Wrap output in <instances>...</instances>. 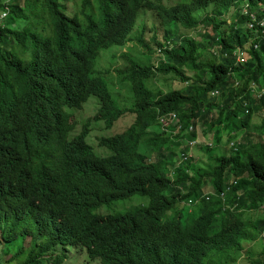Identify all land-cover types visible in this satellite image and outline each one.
I'll return each instance as SVG.
<instances>
[{"label": "clouds", "instance_id": "obj_1", "mask_svg": "<svg viewBox=\"0 0 264 264\" xmlns=\"http://www.w3.org/2000/svg\"><path fill=\"white\" fill-rule=\"evenodd\" d=\"M152 1L159 9V5L169 6L174 0ZM116 2L52 0L51 5L38 2L36 7L32 1L28 5L18 2L21 13L11 26L17 33L10 41L4 38L2 29L3 20L11 12L12 0H3L0 7L2 63L5 67L10 63L2 56L3 50H7L20 63L27 65L23 69L28 81L48 107L45 129L59 145L79 149L95 166L105 160L122 164L104 183L95 199L100 201L93 209L98 219L112 224L128 212L137 210L149 217H159L161 221L180 217L191 223L197 235L209 241L218 219L202 211L204 203L221 202L222 210H225L222 214L238 213L240 219L247 217L246 213L250 211L230 200L228 193L218 189L211 177L185 181L183 174L192 177L203 167L213 171L221 157L240 149L243 142L240 136L243 137L245 131H250L255 139L264 138V119L258 124L252 122L253 115L264 109V82L249 83L250 93L242 101L241 109L235 108L233 121H226L222 113L227 109L226 100L231 95L226 94L221 80L215 81L208 89L200 82L192 87L189 79L194 71L175 65L177 61L169 50L177 41L164 39L160 19L148 10L140 11L136 17L129 16V3L119 15L107 17ZM208 6L197 16L201 12V16L207 14ZM248 8L246 1H241L220 14L227 15L232 9L231 17L237 18L243 13L250 15L251 21L247 19L246 25L251 28L255 14ZM217 22H222L221 30L228 33L231 22L227 26H222L224 21ZM159 23L162 25L160 35ZM153 24H156V33ZM205 24L195 25L193 28H202L199 34L192 36L201 40L199 48L206 53L209 48L202 37ZM259 25L264 32V16ZM141 35L148 47L138 41ZM184 35L190 36L186 31ZM95 38L100 40V45L93 59L87 61L89 72L78 73L74 68L79 67L82 54L94 46L92 39ZM252 43V38H248L243 48L233 51L236 62L243 63L249 58L247 51ZM134 44L140 48L135 53L131 51ZM253 45L256 48L259 43ZM112 46L120 49L113 51ZM105 51L117 52V55L107 57L99 67L97 61ZM23 69L19 76H23ZM167 81H170L169 86ZM13 83L17 85V79ZM58 83L65 89H61ZM123 89H127L129 95L125 96ZM171 91H179V95H171L178 94ZM248 114H251L249 128L244 132L232 130L234 121ZM206 137L209 141L205 140ZM198 155L204 161L196 160ZM230 182L236 183L234 176ZM188 190L198 194L194 202L187 198ZM135 194L148 197V204L128 206L118 212H98L102 206L109 208ZM97 230L94 228L93 232ZM231 252L232 249L212 250L206 254L203 250L201 261L203 264L210 260L221 264L210 256L211 253L230 257Z\"/></svg>", "mask_w": 264, "mask_h": 264}, {"label": "trees", "instance_id": "obj_2", "mask_svg": "<svg viewBox=\"0 0 264 264\" xmlns=\"http://www.w3.org/2000/svg\"><path fill=\"white\" fill-rule=\"evenodd\" d=\"M31 1L34 6L38 2L52 4V0H12L11 12L3 20L4 38L12 41L16 36L17 31L11 26L21 13L18 2L28 5ZM241 1H246L248 9L255 14L251 28L247 26L251 16L245 13L238 14L228 25V33L221 30L222 22H217L214 15L197 16L209 4H213L214 12L220 13ZM174 2L177 3L162 4L157 9L152 0H117L107 17L122 13L128 3L131 17L143 10L152 11L163 25L164 39L177 41L169 50L177 61L175 65L194 71L189 79L191 86L200 82L208 89L221 80L226 94L231 95L222 114L226 121L232 122L235 108L240 110L242 101L250 93L249 83L259 82L261 78L264 81V32L259 25L264 16V0ZM205 21L208 23L203 29V43L212 51L206 56L199 48L201 40L184 35L186 28ZM155 25H152L154 31ZM248 38L253 41L247 51L249 58L243 63L236 62L233 51L243 48ZM92 40L94 46L82 54L79 67L74 68L78 73L89 72L87 61L93 59L100 45L99 39ZM138 41L148 47L142 35ZM254 42L259 43L256 48ZM2 56L10 63L5 67L0 57V264H62L66 257L70 263L77 264L80 256L82 264L93 261L96 264H203V250L207 254L212 250L232 249V254L239 248L244 249V240H264V206L261 208L264 205V138L255 139L250 131L244 132L249 128L251 114L234 121L232 130L244 132L239 150L221 157L213 171L203 167L192 177L183 174V178L187 181L211 177L215 186L225 190L239 207L255 211V219H240L238 213L224 215L221 202L204 203L202 211L218 219L209 241L197 235L191 223L180 217L161 221L141 210L130 211L109 224L93 213L100 202L95 199L122 164L105 160L95 166L79 149L59 145L45 129L48 107L28 81L23 69L27 65L7 50H3ZM22 69L23 76H19ZM16 79L17 85L13 83ZM58 84L65 89L63 84ZM175 92L178 94L171 95H179V91H171ZM233 176L236 183L230 182ZM186 196L194 202L198 194L188 190ZM94 228L98 229L95 233ZM246 252L249 257L258 255L249 264H264V244L259 254L249 248ZM207 264L216 263L210 260Z\"/></svg>", "mask_w": 264, "mask_h": 264}, {"label": "rangeland", "instance_id": "obj_3", "mask_svg": "<svg viewBox=\"0 0 264 264\" xmlns=\"http://www.w3.org/2000/svg\"><path fill=\"white\" fill-rule=\"evenodd\" d=\"M177 2H174V1H171L169 2V6L171 5H174L176 4ZM168 4V2H167ZM214 6L213 5H209L207 8H206V13L207 14H210V15H214L215 19L217 21H224V24L222 26H227L230 22H233L236 20L235 17H231V13H232V9L229 11V13L227 15H224V14H220V13H217V12H214ZM203 14V12L200 13V16ZM205 23H208V22H205ZM202 27H197V28H186V32L188 34H190V36L192 35H197L199 34L200 32V29ZM161 31H162V25L159 23L158 24V35L161 34ZM111 50L113 51H116V50H119L120 48L118 46H112L110 48ZM140 50V48L138 47V45L134 44L132 47H131V51L133 53L135 52H138ZM211 52V50L209 49L204 55L206 56L207 53ZM113 54L117 55V52H108V51H105L102 56L100 57V59L97 61V66H102L105 61H106V58L107 57H110L112 56ZM190 73V72H189ZM261 82H264L262 80V78L260 79ZM168 83V86L170 84V81H167ZM238 81H236L234 83V85H237ZM160 85H162V82L159 83ZM123 94L125 96L129 95V91L127 89H123ZM81 113H85L83 110H81ZM262 119H264V109H261L258 113H255L253 115V118H252V122L254 124H258ZM199 134H201L202 132L199 130L198 132ZM206 141H209V138H205ZM196 160H203L204 161V158H202V156L198 155V157L195 158ZM149 202V199L148 197L146 196H141V195H133L131 197H129L128 200H125V201H118L114 204H112L109 208L105 207V206H102V208H100L98 210V212H101V213H108V212H118V211H122L124 210V208L126 207H130L132 205H137V204H143V205H146L148 204ZM247 217H249L250 219H255L257 217L256 215V212L255 211H250V212H247L246 213ZM262 236H264L262 234ZM263 238H257L256 240L254 241H243V246H245L244 249H251L252 252L254 254H259L260 251H261V248H262V245L264 244V240H262ZM213 259L215 260H218L221 264H249L250 261H252L254 259V257H257L258 255H253V257H249L248 253H244V250L243 248H239L238 250H236L235 252H233L230 257L229 256H225L224 254H221V253H211L210 255ZM82 261H83V257L80 256L78 259H77V264H82ZM62 264H72L70 263L69 261V258L66 257L64 260H63V263ZM93 264H96V263H93Z\"/></svg>", "mask_w": 264, "mask_h": 264}]
</instances>
